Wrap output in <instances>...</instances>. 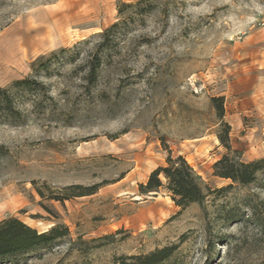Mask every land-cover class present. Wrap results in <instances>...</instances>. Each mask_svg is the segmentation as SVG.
Segmentation results:
<instances>
[{"label":"rangeland","instance_id":"374dc122","mask_svg":"<svg viewBox=\"0 0 264 264\" xmlns=\"http://www.w3.org/2000/svg\"><path fill=\"white\" fill-rule=\"evenodd\" d=\"M116 28L109 33L113 25ZM0 221L69 235L28 264H115L177 245L164 264H264V173L178 207L139 186L169 147L205 185L226 153L213 97L245 161L264 157V0H0ZM95 193L64 201L69 186ZM39 190L43 195L39 194Z\"/></svg>","mask_w":264,"mask_h":264},{"label":"trees","instance_id":"16d2710c","mask_svg":"<svg viewBox=\"0 0 264 264\" xmlns=\"http://www.w3.org/2000/svg\"><path fill=\"white\" fill-rule=\"evenodd\" d=\"M113 25L109 33L116 28ZM37 84L33 80H21L11 88L0 87V116L12 120L21 119L22 114L16 106L11 89L23 87L29 89ZM224 99L213 97L212 103L221 122V129L217 136L226 153L213 165L216 177L232 182L227 188L212 190L204 184L195 169L182 155H177L166 147L168 156L164 165L156 168L149 176L146 184L139 186L140 193L146 195L165 189L173 202L180 208L186 209L193 204H199L206 211V199L211 194L223 192L234 187H248L258 182L259 175L264 173V157L254 161H245L242 154L234 150L231 145V127L224 121ZM6 154V148L0 145V158ZM96 188L83 186H69L65 188L69 194L64 198L55 196L53 199L64 201L72 197H80L95 193ZM39 194L43 193L39 190ZM69 235V229L58 225L48 231L40 232L17 217H8L0 221V264H28L26 255L53 244L56 240ZM177 245L166 246L149 254L140 256L120 257L115 264H164L177 251Z\"/></svg>","mask_w":264,"mask_h":264}]
</instances>
